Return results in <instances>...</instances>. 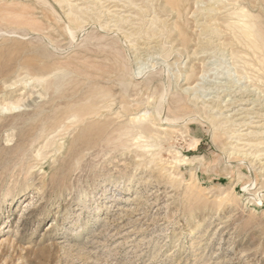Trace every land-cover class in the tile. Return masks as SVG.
Returning a JSON list of instances; mask_svg holds the SVG:
<instances>
[{
  "label": "rangeland",
  "instance_id": "374dc122",
  "mask_svg": "<svg viewBox=\"0 0 264 264\" xmlns=\"http://www.w3.org/2000/svg\"><path fill=\"white\" fill-rule=\"evenodd\" d=\"M263 116L264 0H0V264H264Z\"/></svg>",
  "mask_w": 264,
  "mask_h": 264
},
{
  "label": "bare ground",
  "instance_id": "6f19581e",
  "mask_svg": "<svg viewBox=\"0 0 264 264\" xmlns=\"http://www.w3.org/2000/svg\"><path fill=\"white\" fill-rule=\"evenodd\" d=\"M238 101H239V100H238ZM236 103H237V102H236ZM241 108H242V107H241ZM245 111H247V110H245ZM255 112H256V111H255ZM242 113H245V112L241 109V111H239L237 114L241 115ZM246 113L249 114L248 111H247ZM250 113H253L254 115L252 114V116H248L247 114H246V115L243 114L244 116H243V117H239V118H240V119H241V118H245V119L247 118V119H248V118H250V117H256V118H257V117H260L258 114H256L257 112H256V113H254V112H250ZM258 113H260V115H261V112H258ZM262 114H263V113H262ZM263 117H264V116H263ZM261 118H262V117H261ZM236 119H237V118H236ZM254 119H255V118H254ZM257 119H258V118H257ZM263 119H264V118H263ZM255 120H256V119H255ZM259 120H260V119H259ZM261 120H262V119H261ZM257 121H258V120H257ZM257 121H256V122H257ZM241 122H243V125H245V124H248L249 122H251V119H250V121H246V123H244L245 120L242 121V119H241ZM253 123H254V122H253ZM253 123H252V124H253ZM257 123H258V122H257ZM239 124H240V123H239ZM239 124H237V125H239ZM248 125L251 126V124H248ZM248 125H247V126H248ZM253 125H254V124H253ZM241 126H242V125H241ZM256 126H257V125H256ZM251 127H252V126H251ZM256 132H257V131H256ZM256 132H255V133H256ZM30 203H31V201H28L27 205L30 204Z\"/></svg>",
  "mask_w": 264,
  "mask_h": 264
}]
</instances>
